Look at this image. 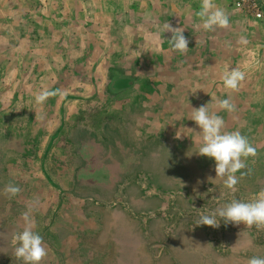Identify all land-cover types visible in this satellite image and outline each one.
Returning <instances> with one entry per match:
<instances>
[{
  "label": "rangeland",
  "instance_id": "1",
  "mask_svg": "<svg viewBox=\"0 0 264 264\" xmlns=\"http://www.w3.org/2000/svg\"><path fill=\"white\" fill-rule=\"evenodd\" d=\"M239 1L214 0L230 25L205 31L201 0H0V264H24L12 241L29 208L48 250L40 264L264 257V229L219 217V228L195 225L264 188V0L261 18ZM167 22L184 29L186 53L172 49ZM236 67L246 78L234 91L222 76ZM45 88L66 95L37 104ZM229 98L232 113L217 106ZM207 103L257 150L234 189L197 153L190 116Z\"/></svg>",
  "mask_w": 264,
  "mask_h": 264
},
{
  "label": "clouds",
  "instance_id": "2",
  "mask_svg": "<svg viewBox=\"0 0 264 264\" xmlns=\"http://www.w3.org/2000/svg\"><path fill=\"white\" fill-rule=\"evenodd\" d=\"M197 15L202 21V28L205 31H214L217 27L228 28L230 18L225 10L217 6L214 0H201L200 10ZM165 32L171 33L169 42L173 50L179 53H186L189 49V39L184 35V29L173 27L169 22L163 25ZM242 44H247L244 36L239 40ZM246 78V72L240 68H231L226 71L222 80L227 89L239 90L241 83ZM63 89H43L35 95L37 104L45 103L50 97L64 96ZM209 103L199 107H192L190 119L199 126L202 132V144L198 149V154L214 158L216 177L225 178L223 183L228 189H234L239 183L236 173L248 169L245 162L249 156L257 154L256 147L252 145L248 137L239 130L226 131L225 120L214 111H210ZM217 106L221 110L229 113L236 111V105L229 99L217 101ZM39 114L36 113V117ZM181 133H176V139H181ZM250 172V169H248ZM245 173H242V175ZM21 192L18 185L9 183L5 186L4 193L9 197H14ZM32 209L22 213L24 220L23 230L13 236L15 256L22 259L24 264H40L48 255L43 237L34 231V220L31 217ZM219 217L226 225L243 223L248 227L255 225L257 229H264V188H262L251 200L244 201L233 199L224 206L215 209L211 214H202L196 220L195 225H208L219 228ZM247 264H264V257L252 256Z\"/></svg>",
  "mask_w": 264,
  "mask_h": 264
},
{
  "label": "built area",
  "instance_id": "3",
  "mask_svg": "<svg viewBox=\"0 0 264 264\" xmlns=\"http://www.w3.org/2000/svg\"><path fill=\"white\" fill-rule=\"evenodd\" d=\"M237 6L243 9L244 12L255 15L258 18H261L263 15L260 10V6L257 3V0H240Z\"/></svg>",
  "mask_w": 264,
  "mask_h": 264
},
{
  "label": "crops",
  "instance_id": "4",
  "mask_svg": "<svg viewBox=\"0 0 264 264\" xmlns=\"http://www.w3.org/2000/svg\"><path fill=\"white\" fill-rule=\"evenodd\" d=\"M181 8H182V6H180ZM183 11L185 10V9H182ZM114 67H108V69H107V72H108V75H109V72H110V70L111 69H113ZM120 69V68H119ZM135 75H136V78H137V74L135 73ZM138 81V80H137ZM135 82L131 87L133 88V87H135L136 85H137V83L138 82ZM107 85H108V87L110 86V81H109V79H108V82H107ZM157 137H160V134L157 136ZM165 140V139H164ZM163 140V138H162V141H164ZM165 150V149H164ZM167 150V149H166ZM162 153V154H161ZM161 153H159V155L160 156H162L163 158H164V155L167 157L168 155H167V152H161ZM164 154V155H163ZM149 157V156H148ZM165 159V158H164ZM166 160V159H165ZM156 161H157V163L159 164V166H163V164H161V163H159L160 161H162V159H160V158H158V160L156 159ZM167 161V160H166ZM169 161V160H168ZM168 163V162H167ZM165 165V164H164ZM0 180H1V176H0ZM244 235H248V233L246 234V232L244 233ZM247 237V240H250L251 238L249 237V236H246ZM227 241H228V243H229V240H228V238H227Z\"/></svg>",
  "mask_w": 264,
  "mask_h": 264
}]
</instances>
